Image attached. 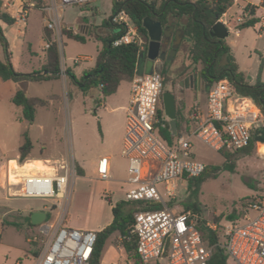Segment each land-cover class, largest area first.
Wrapping results in <instances>:
<instances>
[{"label": "built area", "instance_id": "built-area-1", "mask_svg": "<svg viewBox=\"0 0 264 264\" xmlns=\"http://www.w3.org/2000/svg\"><path fill=\"white\" fill-rule=\"evenodd\" d=\"M85 2L58 0L45 9L51 14L50 18L44 19L45 27L54 35L51 42L60 47L63 25L58 10L82 6ZM26 14L24 8L19 11L20 23L25 22ZM125 19L127 17L121 12L112 16L111 22L122 26L123 33L110 45L135 44L141 50L144 40L136 27ZM222 19L219 21L222 22ZM261 21L264 25V17ZM222 23L225 24V21ZM261 32L264 34V26ZM49 45L46 42L45 49ZM81 61L80 57L74 59V63ZM62 74L63 70L60 71ZM162 90L163 76L157 72L135 74L130 80L121 151L128 162L123 201L160 205L157 209L148 207L133 214L130 234L136 238L139 261L141 264H208L214 248L218 246L233 264H264V196L247 201L234 220L224 221L218 227L206 222L208 229H219L223 238L222 242L213 245L203 240L196 229L192 212L175 213V208L166 205L167 200H176V182L198 177L205 169L204 163L194 160L189 137L194 136L216 152L221 149L230 152L242 150L248 146L251 133L264 126L260 109L252 100L235 96L226 78L219 79L207 91L205 114L194 115L196 122L191 135L181 137L168 146L156 129ZM25 165L24 162L7 165L1 185L12 196L41 199L49 203L47 210L60 212L58 222L46 221L39 228L41 235L49 237L37 264H91L97 232L62 225L74 174L73 161H63L48 173L40 170L32 172L31 169L21 171ZM96 175L100 181L109 179L108 158L98 159ZM118 264L130 263L123 261Z\"/></svg>", "mask_w": 264, "mask_h": 264}, {"label": "rangeland", "instance_id": "rangeland-1", "mask_svg": "<svg viewBox=\"0 0 264 264\" xmlns=\"http://www.w3.org/2000/svg\"><path fill=\"white\" fill-rule=\"evenodd\" d=\"M101 13H110L107 3L103 4ZM125 21L131 24L128 19H125ZM18 31H23L21 25L15 28L7 27L4 32ZM26 32H28L31 43L36 48L39 45V32H41L40 20L36 12L31 15ZM241 32L246 33L240 37L232 33L227 40H235L237 42L238 63L245 77L250 79L257 72L258 56L261 55L264 59V51L254 55V52L250 50L249 55L248 50L251 48L260 49L263 43L253 33L257 32L254 29L249 28ZM99 33L101 32H96V34ZM62 42L64 46L63 52L60 53L59 50L60 65L63 70L62 77H64V72L66 73L63 66L66 68L71 67L74 69L76 79L79 80L78 74L83 69H86L90 63L84 61L74 63L73 60L84 56L93 57L95 51L94 42L80 43L66 37L62 39ZM169 78L171 80L175 79L174 77ZM170 79L166 77L163 82L164 90L168 88ZM126 89L127 83L124 81L120 83L116 95L104 98L98 87L88 92H83L77 83L71 81H67L65 84L62 80L30 83L27 88V96L44 99L48 102V105L36 109L33 127L29 129L26 122L20 123L17 120H14L12 124L4 125V121L9 119L7 106L10 105L2 103L0 111V156L14 157L18 153V147L23 142V134L27 133L26 135H28L27 137L33 147L32 155H38L42 151L46 154L66 156L69 159L73 157L76 163L85 164V179L79 185L84 194L90 196V199L82 204L71 203L67 210V215L78 217L84 214L93 215L104 211L103 208L106 207V203L98 200L95 191L98 185L89 181L90 179L97 180L92 168L93 161H97L100 157L106 155L101 146L97 101H100V103L109 102L107 109H110L111 103L126 95ZM158 107L162 112L158 120L163 122L166 118L161 106V99ZM11 108L14 116L16 115V118L18 117V119L23 121L20 108L13 105ZM39 125L43 126V130H40ZM254 131L264 134V126ZM189 142L192 146L191 152L194 160L200 161L207 166H221L224 163V159L218 152L212 150L194 136L189 137ZM260 143L262 142L257 141L255 143L249 155L238 154L232 159V172L221 171L216 179H208L197 187L189 188L187 180L176 182V200H167L166 205L169 208H175V213H180L183 211L184 204L193 203L194 207L191 211L193 209H195V212L197 211V214L194 215L195 225L200 220L204 224L208 222L218 227L219 224L226 221L228 215H237L247 201L264 196V154L261 153ZM2 149L6 151H2ZM12 149L15 150L13 151ZM121 159H123L121 150L116 149L110 159V177L114 179L113 187L118 191L124 189L121 182L128 178ZM77 168L74 165L75 174H77ZM44 170L47 169L44 168ZM5 196H8L7 190L0 188V264H15L17 260L24 264H33L36 256L43 251L44 243L49 236L41 235L38 226H29L26 221L27 217H24L23 212L30 209H42L43 207L50 208V205L47 201L41 199L21 197L5 199ZM148 204L152 206L158 205L154 203ZM4 215H11L9 216L10 218L16 216L17 224L13 226H6V224L3 226L2 221L7 217ZM54 218L55 214L52 213L51 221ZM23 233L27 237L38 236L37 246L24 244ZM222 241L223 238L220 235L219 242ZM118 242L119 238L117 236L112 243L117 246ZM25 255L26 258H24ZM125 258L130 264H139L127 259V257Z\"/></svg>", "mask_w": 264, "mask_h": 264}, {"label": "crops", "instance_id": "crops-1", "mask_svg": "<svg viewBox=\"0 0 264 264\" xmlns=\"http://www.w3.org/2000/svg\"><path fill=\"white\" fill-rule=\"evenodd\" d=\"M188 1L190 3H193L195 0H188ZM42 2H43V8L39 9V8H34V3L31 0H0V12L6 13L11 18L15 19V22L11 26H7L4 23L0 22L1 34L5 39L4 47H2V45L0 44V60L1 61L8 60L12 68L17 73L20 74L28 75L34 72H38L42 69L43 65L45 64L46 49L44 45L46 42L43 33V28L45 27L44 19H48L51 17V14L47 13L45 9L48 6H50L52 3L54 2L57 3L58 0H42ZM105 3L108 4L110 13H101V8H103V4ZM261 3L262 0H233L232 6L227 9V11L223 14L224 15L223 17L221 16V18H223L222 20L225 21L226 27L228 29V36L227 38L224 39V41L228 45L230 49V53L234 57L238 71L242 74L243 71L238 63V57L236 53V48L238 44L235 40H227V39L229 35L232 33L235 36H239V37L242 34L246 33V32H241L242 30H236L235 26L245 19L246 16H244V14L242 13L243 8L244 6L249 4L251 6H255L258 8V15L260 17V22L255 26V28L252 29H254V31H257L253 33L257 35V38L262 41L263 45H261L260 49H254V48L249 49L248 53L250 55V50H252L255 55L256 53H260L264 51V34L261 32L262 26H264L261 21L264 17V9L261 7ZM22 8L24 9L27 8L26 20L24 23H20L18 21V13ZM35 12L38 14L40 20V31H41L39 32V39H40L39 45L36 48L31 43V40L28 36V32H26L29 25L30 17ZM118 12H120V10L117 11V13ZM58 14L61 17L63 29L71 30L75 34L77 33L83 35L86 39L85 43L89 41L94 42V49H95L94 56L80 57L82 58V61L90 63V65L86 69H83L78 74V78L80 79L85 72L91 70L95 65L96 56L99 50L101 49V43L98 41L97 36H105L111 33L109 29L102 27L101 24L104 20L111 21V18L113 16L112 0H86L84 5L82 6L67 7L63 10H58ZM97 19H99V21H97ZM183 24L184 22L182 20H177L171 16H168L166 25L162 26L164 29L167 30L164 45L161 46V51L164 53V59L163 60L159 58L156 59L153 62L152 67H150V62L146 58V49L148 42L145 41V39L141 36L142 39L144 40V46L139 52L140 58L139 59L137 58V64H136V74L138 75L157 72L163 76V82L165 81L166 77L167 79H170L169 77L175 78L174 80L170 79L168 88L164 90L165 92H170L174 97V109H175L174 126L170 125V121L166 117H165L166 118L165 121H163L166 122L167 126L172 132L174 137V143L176 142L177 139L181 137H186L191 135V133L194 130V126L196 122V120L193 118L194 115H196L197 113L202 115L205 114L207 107V91L209 89V87H207L204 81L201 79L202 65L200 63L194 64L190 59V49L192 47V43L189 38L184 36V32L182 30ZM20 25L23 28V31L4 32L5 28L7 27L15 28V27H19ZM113 28L115 29L116 27L113 26ZM97 31L101 33L96 34ZM53 38L54 35L51 33V40ZM63 38L64 37L62 36L60 39V47H58L57 45L58 52L60 50V53L63 52V47H64L62 45ZM4 49H6V51H4ZM258 57H259V63H258L257 71L260 66V62L263 61V67L260 73V80L264 82V78H263L264 59L261 57V55H259ZM63 67L65 70H71L73 75L76 77L74 69H72L71 67L68 68H66L65 66ZM42 74L44 75L45 72ZM198 74H200V78H198L197 76ZM256 75L257 72L250 79H247L243 74L245 81L249 85L254 84ZM62 76L63 75H59L57 79H52V80H62L64 84L67 81H70L71 77L68 75L67 71L66 73L64 72V77ZM191 77L193 79H191ZM46 81H51V80L22 81L19 83H15L12 81H2L0 79V111H1L2 103L3 104L8 103V105H10L7 106V109L9 111V119L7 121H4L5 123L4 125L12 124L14 120L15 121L17 120L20 123L26 122L27 127L29 129L33 127L34 120L32 123H28L26 120L23 119L22 121L18 119V117L16 118V115L14 116V112H12L13 109L11 108L13 105L11 102V97L18 89L22 90L24 94L27 96L26 94L27 88L30 83H43ZM122 82L124 81H121L120 83ZM125 82L127 83L126 95L121 96V99H119L118 101L111 103L112 106L110 107V109H107V104H109V102L107 103L104 101L103 103H100L99 101V103H97V108L99 109L97 118L99 123V133L101 135V146L103 151L106 153V155L102 157L108 158L109 176L111 173L110 159L112 158L113 153L115 152L116 149L117 150L120 149L122 151L124 125L126 119V107L128 105L129 95H130V80ZM116 92L112 95H116ZM29 98H37V97H29ZM178 111L180 112L179 118L176 117V113ZM38 127L40 128V130H43L42 125H39ZM3 149L2 151H6ZM12 150L14 151L15 149ZM32 150L33 147L29 152V154L27 155V157L23 160H20L18 153H16L14 157H6L5 155L0 156V188L1 189L5 188L4 186L1 185V177L7 165L12 166L10 164L11 161H13L14 163L24 162L26 165L21 169V171H26L28 169H31L32 172H37V170H40L41 172L48 173L51 172L54 168H57L59 164H61L63 161L72 160L73 164L78 167L81 173L80 174L74 173L71 177L70 192L67 198L66 215L64 221L62 222V225L67 228L76 229V230H93L99 232L100 230H102L112 222L113 219L111 212L112 208L116 202L123 201V194L127 189V184H126L127 179L121 182L122 187L124 188L122 189V191H118L114 189L113 184L115 181L111 177H109L107 181L90 179L89 181H92L93 183H96L98 185L97 188H95L96 189L95 191L97 193L96 194L97 198L102 203H106V207L103 208L104 211L97 212L93 215L84 214L83 216L71 217L67 215L68 212L67 210L71 206V203L82 204L90 199V196L85 195L84 192L81 190V186L79 185V183H81L85 179L84 177L85 164L76 163L73 157L69 159L66 156L64 157V156L46 154L43 153L42 151H40L38 155H32ZM97 161H93L92 163V168L94 170L96 178H97L96 175ZM121 161H122V166L127 174L128 162L124 157L123 159H121ZM35 162H40L42 167L38 168L37 166H35L34 165ZM43 167L47 170H44ZM7 194L8 196L7 197L5 196L4 197L5 199H8L10 197H15L10 195L8 191ZM34 212H44L46 214V218L47 215H49L50 218L49 220L46 219V221L50 223L58 222L60 216L59 211L55 210L52 212L47 210L46 207H43L42 209H30L28 211L23 212L24 217L30 218V214ZM52 213L55 214V218L53 219V221H51ZM9 216H7L8 218L5 217V219H3L2 221L3 226L6 224H7L6 226H13L17 224V218H15L16 216L15 217L12 216L13 218H10ZM40 226L38 227L40 228ZM116 237L117 234L114 233L107 239L102 250L100 264H118L120 262L126 261L123 250L118 246L113 245L112 243L113 239ZM22 239L24 244L32 245L34 247L37 246L36 242H38L39 240L38 236L32 235L27 237L25 233H23ZM24 258H26V255ZM38 260H39V255L36 256L33 264H37ZM15 264H24V263L17 260Z\"/></svg>", "mask_w": 264, "mask_h": 264}, {"label": "trees", "instance_id": "trees-1", "mask_svg": "<svg viewBox=\"0 0 264 264\" xmlns=\"http://www.w3.org/2000/svg\"><path fill=\"white\" fill-rule=\"evenodd\" d=\"M34 3V8H43L42 0H31ZM160 1V2H159ZM233 4V0H195L190 3L188 0H112V15L117 11L127 17V19L136 27L138 33L148 42L147 32L142 27V21L145 17L152 20L159 21L162 26L167 23L168 16L184 22L182 30L184 36L189 38L192 47L190 49V59L192 63H200L201 79L207 87H210L219 79L226 78L231 84L236 96L244 97L252 100L260 109L264 116V82L260 80V73L263 67V61L257 71L256 79L253 85H249L242 73L238 71L234 57L230 53V49L224 40H218L211 36L212 26L221 18ZM261 7L264 9V0H262ZM245 19L235 26L236 30H243L246 28H255L260 22L258 15V8L247 4L243 8ZM0 22L7 26H11L15 19L8 14L0 12ZM102 27L107 28L111 33L105 36H97L101 43L94 67L85 72L79 80L73 75L71 70H66L71 77L70 81L77 83L83 92H88L93 88H99L102 96L105 98L114 94L121 81H129L136 74V64L140 48L135 44H126L113 47L110 42L123 33V27L112 23L110 20H104ZM116 27L115 29L113 28ZM45 42L50 43L46 49V60L42 69L32 74L17 73L11 66L8 60H0V79L2 81H12L19 83L22 81H42L57 79L60 75V57L58 47L55 42H51V32L43 28ZM63 37L74 40L76 42L85 43L86 39L81 34H75L71 30L63 29L61 32ZM0 44L5 45L0 30ZM6 51V49H4ZM45 74L43 75L42 73ZM85 76H88L85 79ZM96 101V100H95ZM11 102L14 106L20 108L22 119L28 123L34 120L35 111L39 107H46L48 102L39 98H29L24 92L18 89L11 97ZM99 103V101H97ZM161 110H157V117H160ZM180 112L176 113L179 118ZM158 136L168 145L174 144V137L166 122H159L156 125ZM259 138L264 142V134L262 132L253 131L251 139L247 147L242 150L230 152L226 149H221L218 153L224 159L221 166H205L204 171L195 178L185 179L189 182L188 187H197L208 179H216L221 171L232 172V159L238 155H249L256 143L255 138ZM32 149V144L26 134H23V142L18 148V155L20 160L27 157ZM81 172L77 168V174ZM148 207L159 208L160 205L152 206L148 203H127L124 201L116 202L112 208V222L105 228L97 232L96 243L94 245L91 264H100L102 250L107 239L117 234L119 242L117 246L121 248L127 259L139 262L136 253V238L130 234L133 224V214L138 210H144ZM194 204H184L183 211H190ZM241 211L236 214H230L226 217V221L238 218ZM193 215L197 214L192 213ZM50 216L47 215V220ZM26 221L29 226L30 218ZM196 229L201 234L203 240L208 245H213L219 241V229H208L203 221L198 220ZM204 224V225H203ZM158 264V263H156ZM208 264H233L225 251L220 247H215L210 257Z\"/></svg>", "mask_w": 264, "mask_h": 264}, {"label": "water", "instance_id": "water-1", "mask_svg": "<svg viewBox=\"0 0 264 264\" xmlns=\"http://www.w3.org/2000/svg\"><path fill=\"white\" fill-rule=\"evenodd\" d=\"M142 27L147 32V49L146 58L150 62L152 67L153 62L156 59H164V53L161 51V46L164 45L165 36L167 30L162 27L159 21L152 20L149 17H145L142 21ZM170 30V28H169ZM211 36L218 40H224L228 36V29L221 21H217L211 28ZM140 54H138V59ZM200 78V74L197 75ZM86 76L85 78H87ZM191 79H193L191 77ZM161 103L163 106V112L165 117L170 121V125L174 126L175 122V109H174V97L170 92H164L161 96ZM255 141L262 142L261 139L255 138ZM195 213V209L191 211ZM46 221V214L44 212H34L30 214V223L34 226H40Z\"/></svg>", "mask_w": 264, "mask_h": 264}, {"label": "bare ground", "instance_id": "bare-ground-1", "mask_svg": "<svg viewBox=\"0 0 264 264\" xmlns=\"http://www.w3.org/2000/svg\"><path fill=\"white\" fill-rule=\"evenodd\" d=\"M259 146L262 148L261 153L264 154V145H259ZM10 164L13 166V165H14V162L11 161ZM34 165L37 166L38 168H41V167H42V165H41L40 162H35ZM43 168H44V167H43Z\"/></svg>", "mask_w": 264, "mask_h": 264}, {"label": "flooded vegetation", "instance_id": "flooded-vegetation-1", "mask_svg": "<svg viewBox=\"0 0 264 264\" xmlns=\"http://www.w3.org/2000/svg\"><path fill=\"white\" fill-rule=\"evenodd\" d=\"M165 91H164V89L162 90V94L164 93ZM162 94H161V96H162Z\"/></svg>", "mask_w": 264, "mask_h": 264}]
</instances>
